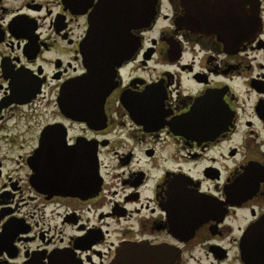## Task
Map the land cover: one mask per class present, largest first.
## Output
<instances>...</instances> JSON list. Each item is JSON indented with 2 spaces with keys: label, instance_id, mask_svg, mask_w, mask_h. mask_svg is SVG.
Returning <instances> with one entry per match:
<instances>
[{
  "label": "flooded vegetation",
  "instance_id": "af4514ba",
  "mask_svg": "<svg viewBox=\"0 0 264 264\" xmlns=\"http://www.w3.org/2000/svg\"><path fill=\"white\" fill-rule=\"evenodd\" d=\"M258 1L261 32L228 52L197 19L182 22L186 0H156L155 22L130 31L139 44L105 77L89 117L84 89L72 97L65 84L87 73L81 46L105 0H0V149L14 153L0 154V264H119L131 246L155 249L159 264H252L242 253L264 217ZM60 100L78 102L80 120ZM53 125L65 131L52 143L96 150L94 190L46 186L29 164Z\"/></svg>",
  "mask_w": 264,
  "mask_h": 264
},
{
  "label": "water",
  "instance_id": "95a60500",
  "mask_svg": "<svg viewBox=\"0 0 264 264\" xmlns=\"http://www.w3.org/2000/svg\"><path fill=\"white\" fill-rule=\"evenodd\" d=\"M187 2L188 0L182 22L195 26L192 19H197L200 24L197 25L198 30L216 36L228 52L244 48L262 30L258 0H205L201 6L191 7H188ZM193 10L195 18H192ZM156 13V0H105L104 4L97 6L91 13L85 39L82 46L80 45L87 73L82 80L76 77L65 84L72 97L77 95L69 89H84V96L88 98L79 103V106L83 107L80 112L85 116L92 117L90 107L94 106V103L91 98L98 96L99 90L109 87L105 77L113 76L115 68L128 60L135 46L139 44L137 37L130 31L150 27L155 22ZM138 99L142 104L146 103L142 101V97ZM151 104L152 107L147 108V112L155 113L157 106ZM60 105L66 115L80 120L78 102L60 100ZM208 112L215 116L217 114L214 109ZM53 131L65 130L54 125L44 128L39 148L28 158L29 164L33 163L38 169L42 184L69 194L84 192L88 187H93L94 190L100 181L96 150L94 149L93 154L89 151V156L84 143L79 140L75 145H67L63 139L52 143L50 138L54 134ZM256 225V228L260 229L249 232L248 237L252 243L245 246L248 253H242L243 260L252 264H264V217ZM163 251V255L168 256L166 249ZM156 256L155 249L131 246L122 249L118 261L119 264H159ZM164 262L168 263L165 259Z\"/></svg>",
  "mask_w": 264,
  "mask_h": 264
},
{
  "label": "rangeland",
  "instance_id": "374dc122",
  "mask_svg": "<svg viewBox=\"0 0 264 264\" xmlns=\"http://www.w3.org/2000/svg\"><path fill=\"white\" fill-rule=\"evenodd\" d=\"M262 10H263V17H264V8ZM263 21H264V18H263ZM262 62H264V61H262ZM38 115L39 114H37V113L35 114V116H38ZM45 117H43V115H41V116H39L40 119H38V120H41V122H42V120H44ZM34 121H35V119L34 120H32V119L29 120V123L32 126L31 128H34V125H35ZM22 123H26V122H22ZM30 131H38V130L37 129H33V130H30ZM18 132L21 133V135L19 136V139H23L25 137V132H23V131H18ZM26 136H27V134H26ZM0 154L1 155H8V156L11 157V156H13L14 153L13 152H7V149L5 147H2L0 149Z\"/></svg>",
  "mask_w": 264,
  "mask_h": 264
}]
</instances>
